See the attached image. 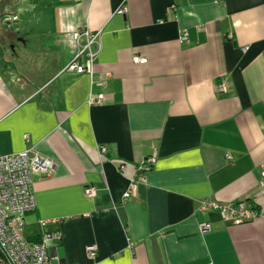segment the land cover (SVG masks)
Here are the masks:
<instances>
[{"label": "crops", "instance_id": "1", "mask_svg": "<svg viewBox=\"0 0 264 264\" xmlns=\"http://www.w3.org/2000/svg\"><path fill=\"white\" fill-rule=\"evenodd\" d=\"M41 1L53 28H23L9 57L0 26V157L34 148L54 165L32 175L25 237L62 232L51 264H264V0ZM85 29L100 33L94 74L64 72ZM204 199L260 215L226 223Z\"/></svg>", "mask_w": 264, "mask_h": 264}, {"label": "built area", "instance_id": "2", "mask_svg": "<svg viewBox=\"0 0 264 264\" xmlns=\"http://www.w3.org/2000/svg\"><path fill=\"white\" fill-rule=\"evenodd\" d=\"M122 12H126L125 9ZM99 32H91L87 29L80 30L71 35V40L79 48L76 58L64 69V72L94 74V61L97 52L95 47L99 42ZM188 33L182 32L181 41L186 40ZM84 56L86 63L81 64L79 58ZM134 63L146 64L145 58L134 57ZM224 90L223 85L218 86V92ZM103 96L91 97L88 104H101ZM100 158L106 159L108 148L106 145H99ZM155 163V156L149 157L137 166L136 176L130 180L129 188L125 192L123 200L129 199L135 194L141 184L146 183V175L150 172ZM53 162L34 148H28L22 152L0 157V264H51L48 242L50 240H61L62 232L44 233L39 241H29L24 234L26 216L36 208V199L33 194L32 175L49 174L53 169ZM124 165L120 166V170ZM264 187V174L261 182ZM87 197H92V188H86ZM200 210L205 212L213 210L220 214L222 220L234 225H242L257 219L260 212L247 206L244 202L220 203L213 199L201 201ZM46 225L45 222L42 223ZM200 233L207 234L211 231V225L207 222L200 224ZM130 248L133 245L130 243ZM88 254L96 258L97 249L95 246L88 247Z\"/></svg>", "mask_w": 264, "mask_h": 264}, {"label": "flooded vegetation", "instance_id": "3", "mask_svg": "<svg viewBox=\"0 0 264 264\" xmlns=\"http://www.w3.org/2000/svg\"><path fill=\"white\" fill-rule=\"evenodd\" d=\"M0 0V26L3 25L5 28L9 29L12 32V38L7 42L6 47L12 50L11 54H16L15 49L17 46L26 45L24 39H22L24 28V23L22 22V16L27 14H34L39 9V3H42L41 0ZM17 3L21 4L20 9L26 10L24 13L19 16L16 15L18 10L16 7L12 9ZM6 22L7 25H4L3 22ZM17 21L20 23L15 24ZM2 26V27H3Z\"/></svg>", "mask_w": 264, "mask_h": 264}, {"label": "rangeland", "instance_id": "4", "mask_svg": "<svg viewBox=\"0 0 264 264\" xmlns=\"http://www.w3.org/2000/svg\"><path fill=\"white\" fill-rule=\"evenodd\" d=\"M54 5H48L47 9L44 10L42 9V3H39V9L37 10V12H35L34 14H27L26 16H22V22L25 24L24 25V35L25 37H30L33 36L35 34H37L38 32H40V29L42 28H48V29H52L53 28V23L51 21L52 16H53V9H54ZM43 16H46L47 22H44L43 20H41L43 18ZM40 20V22H39ZM29 36H28V35ZM2 41V39H0ZM0 41V42H1ZM4 42H1V44H3ZM2 48V47H1ZM23 48V47H21ZM19 48V46H17V49H21ZM5 54L6 56H11V52L12 50L10 48L5 47ZM20 51V50H17ZM24 234L27 236L28 234H30V231L28 230V228L26 229V227L24 226Z\"/></svg>", "mask_w": 264, "mask_h": 264}, {"label": "water", "instance_id": "5", "mask_svg": "<svg viewBox=\"0 0 264 264\" xmlns=\"http://www.w3.org/2000/svg\"><path fill=\"white\" fill-rule=\"evenodd\" d=\"M27 2H28V1L26 0V3H27ZM15 7H16L18 10H20V11H16V15H17V16H19L20 14H22V13H24V12L26 11V10L20 9V7H21V4H20V3H17L12 9H15ZM17 23H20V21H17L15 24H17ZM3 24H4V25H7L5 21L3 22Z\"/></svg>", "mask_w": 264, "mask_h": 264}, {"label": "trees", "instance_id": "6", "mask_svg": "<svg viewBox=\"0 0 264 264\" xmlns=\"http://www.w3.org/2000/svg\"><path fill=\"white\" fill-rule=\"evenodd\" d=\"M41 237V236H40ZM38 238V239H36V240H34V241H39L41 238ZM29 241H32V242H34L32 239H30Z\"/></svg>", "mask_w": 264, "mask_h": 264}]
</instances>
